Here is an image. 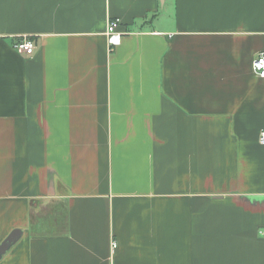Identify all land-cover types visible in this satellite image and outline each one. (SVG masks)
Listing matches in <instances>:
<instances>
[{"label": "crops", "instance_id": "0c3cea01", "mask_svg": "<svg viewBox=\"0 0 264 264\" xmlns=\"http://www.w3.org/2000/svg\"><path fill=\"white\" fill-rule=\"evenodd\" d=\"M262 51L264 0H0V264H264Z\"/></svg>", "mask_w": 264, "mask_h": 264}, {"label": "built area", "instance_id": "2783aa9c", "mask_svg": "<svg viewBox=\"0 0 264 264\" xmlns=\"http://www.w3.org/2000/svg\"><path fill=\"white\" fill-rule=\"evenodd\" d=\"M121 20L120 18H113L109 21L107 36L108 42L111 47L121 44L123 32L120 30ZM15 47L26 55H32L36 48L34 40L30 38H24L15 44ZM253 70L259 76L264 78V51L260 52L253 60ZM260 142L264 144V130L260 134ZM264 234V232H263ZM113 247H117L116 243H113Z\"/></svg>", "mask_w": 264, "mask_h": 264}, {"label": "water", "instance_id": "95a60500", "mask_svg": "<svg viewBox=\"0 0 264 264\" xmlns=\"http://www.w3.org/2000/svg\"><path fill=\"white\" fill-rule=\"evenodd\" d=\"M21 235V230H14L9 234V236L0 244V259L3 254L14 244L17 242Z\"/></svg>", "mask_w": 264, "mask_h": 264}]
</instances>
